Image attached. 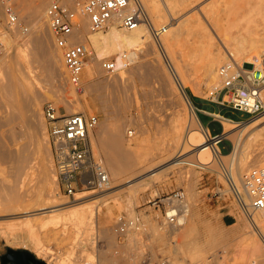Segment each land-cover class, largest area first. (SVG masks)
<instances>
[{"label":"rangeland","instance_id":"1","mask_svg":"<svg viewBox=\"0 0 264 264\" xmlns=\"http://www.w3.org/2000/svg\"><path fill=\"white\" fill-rule=\"evenodd\" d=\"M82 1L84 0H77V3H80ZM158 1H160L161 4L163 3V6L161 4L160 5L163 9L167 10H164V12L167 13L165 18H158L155 20L158 22L155 24L157 28L166 26L168 22H171L175 25H179L182 22H185V28L179 35L178 42L174 43L172 52L173 62H175L181 70L185 69L184 65L182 64L185 60L184 57H186L187 54H191L187 53V51L192 48H199L202 42L204 43L205 41H207V37L205 36L208 33H211L213 35L217 43H221L214 27L211 25L208 17L206 16V11L209 9V6L211 4L216 3L219 5L221 4L220 2H223L224 0H171L172 3L176 2V4H174V6H176L174 7L175 9H169L168 7L165 8L166 5L164 3V0ZM3 2L7 5H11L12 9L17 12L21 21V23H19L21 33L10 34L8 37L10 42L7 47V49L9 50L8 59L10 58L12 60L14 57L13 55H15L16 51L23 49L24 46L27 45L28 40L31 38L30 31H32L33 29L37 30V25L42 23V20L43 22L45 21L46 17H41L40 14H42L43 11L42 13H39L38 7H40L39 5H41L42 7L45 3H47L48 5L49 0H0V4ZM47 5H44V11L46 10ZM3 7H0V23L2 28L7 25H11L8 22L9 16L6 13V7H4V9ZM171 10H175L173 11L174 13ZM172 15L174 17H172ZM225 22H227L226 18L222 20V23ZM31 24L33 25L31 26ZM44 24L46 28H48L47 30L50 31L47 25L48 23ZM24 28H28V30L25 31ZM261 28L262 27L260 26L259 29ZM49 33H51V31ZM49 38V41H51L50 43L53 45V48L52 45H50V51L52 52L54 49H56L54 47L55 44L52 34H49ZM4 47L6 46L0 43V58L3 56L2 52ZM155 47L157 48L158 46L155 45ZM53 53H55V50L53 51ZM144 53L145 55H141L142 57L136 59V63L140 61H150L153 63L159 62L163 65V67H167V62L166 60H164V57L156 55L155 53L147 52L146 50ZM60 54H62L61 51ZM254 54H256L255 56L257 57L259 56L260 60H262L263 57L258 53L257 50H254L251 53L252 56ZM30 57V65L36 67V77L41 81L43 78H45L46 75L43 63L35 58V56L33 57V55H31ZM106 59H115V56H111ZM132 65L133 63L130 64V66ZM253 67L254 65L246 64L243 69L246 71H252L254 69ZM166 69L168 70V68ZM17 72L18 71H16L15 74ZM184 72L187 74L188 71L184 70L182 72L185 75V79L186 77L187 79H194H192V82L190 79L189 82L186 79L187 81L185 83V86L187 93L183 91L178 79H176V82L179 85L181 91L179 89L174 91V88H172V86L166 88L163 87V81L160 77L153 76L149 81H145L142 75L140 76L139 74L127 77L125 82H123V89L119 88L122 89L121 91L123 92L117 91V88L113 89H117L116 91H113L112 88H107L101 92L103 95L104 93L105 95L107 94L106 97L104 95L103 99L107 98V100L109 101L108 104L113 107L111 108L109 106L110 111L114 110L112 112L113 114L116 112V110L118 111L115 114L118 113L119 115L115 116L114 114V121H116L117 124L121 126V133H123L124 138L127 139L132 135L130 137V143L135 149L134 153L132 154L133 157H131V155L126 152L124 148L121 151L115 150L112 153L115 160L119 162L120 165L126 168L125 174H123L118 179H113L110 174V183L108 187L103 190H81L78 191L75 196H68L63 190H59L58 188L57 191H59L60 195H53V191L51 196H40L30 203H23L21 201L4 202L3 204L5 205L0 206V264H19L18 262L9 259L10 256H21L25 260L29 261V263L31 262V258H35L37 260L45 262V264H145L144 258L147 255L144 256V254L146 252H148V256L153 258L150 261L151 264L156 262L159 256L166 257L169 262L172 260L175 262L177 261L180 264H190L191 259L189 256H187V254L185 255L184 246H182V253H180V251L177 255L175 254V252H173L175 250L174 248L176 247L175 244L179 242H181L182 244L188 243L187 245L191 246L193 243H197L199 248L202 245L203 248L201 247V249L206 248L204 250L206 252L210 251V255L212 249L215 250L214 258L210 257V259L212 258L213 261L211 262L212 264H264V257L260 256V250L258 249L259 244L256 242V239L259 238L261 243H263L264 245V235L262 233L263 230L252 224L238 206L226 181V177L221 170V165H217L220 161L218 162L217 160L218 163L212 161L213 154L208 158V160H210L209 164L215 162V164L217 165L216 168L218 167V169H202L195 167V183L191 186L188 185L187 181L183 182L176 174L172 173L170 169L166 168L173 161V159L168 156L169 154L163 156V158H161V161L160 159H157L154 162H147L146 157L139 154L138 141L141 136V131H139V129L141 128L142 124H145L148 129L147 133L145 134L150 139V143L149 145H147V149H149L151 146L149 150L151 151L152 149L153 151V149L155 150V143H162L171 139L175 133V131L173 132L174 126L184 118L186 120L188 118L190 119V115H192L196 121V125H194L195 129H193V131L191 132V134H193L192 136L194 137L197 134L202 137L201 133L204 132V128H202L203 126L208 127L209 132L212 135L225 132V125L222 121H220V117L215 116L216 114H221L226 118H230L238 122L249 120L250 122H253L264 116L263 113L256 117H252L245 111L232 109L231 104L228 101L230 99V93H227V89L225 88L226 80L224 78L222 79V84H218L217 86V84H206V82H204V77L202 76V71L201 73L199 72V70L193 71V73H196L195 75L193 74L192 78L190 77V75L192 74L191 71L188 72L187 76ZM197 72L199 73L197 74ZM110 74L112 75L114 74V72L107 74L105 72V74H102V77ZM2 75L4 76V74ZM16 75L19 76V72ZM65 76L67 77V74ZM94 76V80H100L102 78H98V71ZM91 77L92 76H89L86 68L84 67V83L88 84ZM199 77L200 79H196ZM201 78L203 80H201ZM166 79L167 78L164 75V80ZM196 80H199L200 82ZM43 81L44 80H42L41 83L45 86L46 83ZM65 83H67L66 86H69V89H71V84L66 80ZM204 83L206 85H204ZM193 89L196 92L198 89L200 93L197 94L195 91H193ZM32 90L34 94L35 89L33 88ZM20 95L22 96V94H19V98ZM80 95L82 96V94ZM92 95H87L86 98L82 99V108L84 109V112L96 113L99 116V124L93 133V138H96L98 140V146L100 148V151L98 152L100 153L105 163V160H107V154L104 143L102 141L99 142L98 135H100V129H109L110 122L106 120V118H108V112L103 108L100 100L98 98L96 99L97 94ZM189 97L192 103L195 105V110L197 113L190 109ZM109 98L111 99V101L113 99L114 103L110 102ZM21 101H23V99H21ZM20 102L18 105L21 108L24 102L22 104ZM46 102H52L56 107H59L62 112H68L66 105L64 103H57L55 98L51 97L49 100H45L44 102H42L41 106L39 104L38 107H36V109L41 108L39 109L41 111H37L36 113L39 114L36 115L38 130L40 129L39 126L41 127L40 121H42V118H44L43 120L46 123L43 112V107ZM123 103H125L126 105L123 106ZM7 105V102L0 97V119H5L4 124L0 126V139L3 144L6 147L12 149L20 147V145L28 139L26 140V138L24 137H15V140L13 135L14 131L20 128H24V125H28L30 127V130L32 131L30 137V150H32L33 153L31 154V158H35L37 162L40 159L48 160V151L45 147V140L43 137L44 130L41 132L42 129H40L39 133H42L41 135L37 133V129V132L35 131L34 126L31 124V120L33 118L32 116L34 113L33 110L30 109L32 111H27L30 107H28V109L22 107L20 111L23 115L18 118L19 115L15 114L17 111L9 106L7 107L9 109H7ZM12 114H15V118L18 119H16L15 121H8L7 118H13ZM199 114H202V116L204 117H213L214 120L210 118H203V121L206 124L204 125L202 120V123L199 121ZM109 116H111V114ZM123 121L126 123V128L128 130H130L131 132L135 131L133 132L134 135L133 133H128L126 129V131L122 129L123 124L125 125ZM188 122L186 124H188ZM256 125L257 126L251 129L253 132H259L257 133L259 136L257 144H259L260 146L258 145L256 148H254L256 146V144H254L255 146H251V149L253 148V150H261L264 148V136L263 134L261 135V133H264V119L259 121ZM237 129L238 128H234V130H232L235 131ZM232 130L229 133L233 132ZM260 130H262V132ZM194 131L196 132L193 133ZM46 134L48 136L47 128ZM260 137L262 138V140L259 139ZM48 140L49 136L47 141ZM260 143H262L263 145ZM191 145L192 144L189 145V149L187 148V153L180 157V159L197 151L191 149V147L193 146ZM217 145L218 150L221 153H229L233 148L232 141L228 138H224ZM155 162H159L154 166L155 170L163 169L162 177L160 178L159 182H157L154 186L151 185L145 189H137L138 187L135 188L134 185L132 186V184L138 182L139 180H142L150 174L149 170L151 168L149 167V165ZM10 166L11 162L9 160L0 159V170L3 169L6 171V173L3 175H1L0 171L1 176L6 175V181H0V183L2 184H0V186L4 188L3 189L1 187V189L3 190H5V187L8 184L13 185L15 181V178L10 173L8 174ZM187 167L191 166L187 165ZM244 172L245 171H243V174ZM157 187H163L166 191L181 188L185 191L187 199H189V202H191L190 204H192L193 202V200H191V194H194L196 196L195 199H197L198 203L200 202L197 208L193 207V209L195 208V210L198 212L197 228L193 232H190L188 236L184 235L185 237H183V235H178L176 237L170 236L169 240L171 238V242L167 243L166 246L163 245L159 239H154V234L152 236V234L150 233L152 231H150L149 226L146 224V216L151 217L152 221L154 220V222H156V220L159 221L158 217L161 219L160 212L153 208H150L149 211H146L148 207L143 206L144 201L147 198L152 197ZM135 189L136 191H134ZM3 190L2 194H4ZM195 193H197L198 195H196ZM134 194H137V196L135 197ZM77 197L82 198L76 201ZM79 201L84 204L72 209L66 208L54 212H48L46 214L39 213L27 217H10L11 215H9L11 211L20 212L23 209H35L37 207L39 208V206L41 205L50 206L54 203L59 202H66V205H69ZM131 203H133V205ZM130 208H132V210ZM78 209H84L86 214H91L92 216V222H90L89 220L90 215L89 217H86L87 219H85V221H89H86V223L82 225L84 226L85 224H87L85 225L86 227L81 228V231H76V227L73 226V211H76ZM131 212H134L132 214H137V217L140 218V221L143 224L142 226L140 225L141 231L133 229L129 230L127 234L125 233L119 235L118 225L116 224L118 221V217L122 214L130 217ZM64 217H67V219H65ZM69 218H72L73 221L71 222ZM249 230H252L256 237L252 233L250 234L249 232H247ZM173 245L175 247H173Z\"/></svg>","mask_w":264,"mask_h":264},{"label":"bare ground","instance_id":"2","mask_svg":"<svg viewBox=\"0 0 264 264\" xmlns=\"http://www.w3.org/2000/svg\"><path fill=\"white\" fill-rule=\"evenodd\" d=\"M141 1L144 7L146 6L145 7L146 17L144 18V21L136 29H125L120 27L119 19L115 18L113 22H111V24L106 29L98 32H92L89 30L88 27L89 24L88 19H85L82 28L80 30H77L72 36L71 38L72 42L85 44V46L89 51L84 64L87 73L89 74V76L92 77L89 79L88 84L84 83L85 87L82 93H77L72 85H71V89H69V86L68 87L66 86L67 83H65V80L68 81V78L65 76L67 73L64 66L62 54H60L61 50L58 49L56 46H54L56 48L54 49L55 53H53L54 51L53 49L52 52L50 51L51 50L50 45L52 44L50 43L51 41H49L50 39L49 34L51 33H49L50 31L47 30L48 28H46L44 24L47 23V20L45 18H44L45 19L44 22L42 20V18L45 17V11H46L43 10L45 8L44 5L45 4L47 5V3H45L42 7L41 5H39L40 7L37 6L39 8V9L37 8L39 13H42L43 11V13L40 14L42 17L41 18L42 23L37 25L36 28L37 30L33 29L34 31L33 30L30 31L31 38L28 40L27 45L24 46L23 49L16 51L15 55H13L14 57L12 60L10 58L8 59L9 50L7 49V47L10 44L8 37L10 34L21 33L20 28L18 24L9 25V26L7 25L2 28L0 23V43L6 46L3 48V52H2L3 56L0 58V97L7 102L8 105L6 106V108L9 106L14 110H16L17 112L15 114H18L19 116L18 115L17 116L19 118L21 115H23L20 111L21 108L24 107L28 109V107H30L29 110L27 111L33 110L34 112L32 116L34 119L31 117L32 118L31 124L34 126V129L37 132L38 122L36 119L37 118L36 115L39 114L36 113L37 111L40 112L41 110L39 109L41 108L36 109V107H38L39 104L41 106L42 102H44L45 100H49L51 97L55 98L57 103H64L66 105V108L69 113L80 112V111L84 112V109L82 108L83 106L82 99L86 98L87 95L97 94L96 99L98 98L100 100L101 104L103 105V108L108 112V118H106V120L110 122L109 129L108 130L100 129V135H98V137H99V142L102 141L104 143L107 154V160H105L104 164L106 166L109 175L111 174V177L113 179L120 178L126 172V168L120 165L119 162H117L113 157L112 154L113 151L115 150L121 151L124 148L125 151L128 152L131 155V157H133L132 154L134 153L135 149L133 145L130 143L131 140L130 137L132 135L127 139L124 138L123 133H121V126H119L117 122L114 121L115 116L119 114L118 113L115 114L116 112H118L116 110L114 116V114L112 113L114 110L110 111L109 109L110 105L108 104L109 101L107 100V98L103 99L105 93L104 95L101 93L102 91H104V89L112 88L113 90L114 88H117L118 89V90L116 89L117 91H121L123 89L122 87H124L123 82H125L128 76L139 74L140 76L142 75L145 81H149L153 76L160 77L162 78L163 81V87L166 88L172 86V88H174L173 89L174 91L177 89L180 90V87L176 82L177 81L176 79H178V81H180V85L182 86L183 91L187 93L185 83L187 80L189 82L190 78L187 79L186 77L187 80L185 79V75L182 73L184 70L188 72L190 71L192 72V74L190 73L191 78L193 74L195 75L196 73V72L193 73V71L199 70L200 73L202 71V76L204 77L205 80L204 82H206V84L211 83V84H217L218 86V84L219 85L222 84V79L224 78L227 81L226 85L231 86L232 82H230L229 79L233 78V75L236 73V68L239 62L241 67H244L246 64L254 65L253 67L254 69L252 68L253 69L252 72L254 74H256L255 73L256 70H258L264 64V0H224L223 2H220L221 4L219 5L216 3L211 4L209 6V9L206 11V16L208 17V20L211 23V25L214 27L216 34L218 35L221 43L220 44L217 43L213 35L211 33H208L205 36L207 37V41H205L204 43L202 42L200 47L196 46L199 48L196 49L192 48L193 50L190 49L189 51H187V53H191V54L190 55L187 54L186 57H184L185 60L183 59L184 62L182 64L184 65L185 68L184 70L182 69L183 71L179 68V66H177L175 62H173L172 52H173L174 43L178 42V37L181 34L182 30H184L185 28L184 27L185 22H182L179 25H175L172 24L171 22H168L166 26L157 28L155 24L158 22L155 20L158 18H165L167 13L164 12V10L166 9H163L161 7V5L163 6V3L161 4L160 1L158 0H141ZM172 1L164 0V3L166 5L165 8L168 7L169 9H173L174 7H176L174 6L176 2L172 3ZM6 5L7 4L3 2L0 4V7L1 6L5 7ZM132 7L133 5H131L129 10H131ZM172 17L174 16L172 15ZM225 18L227 19V22L222 23V20H224ZM32 25L33 24H31V26ZM151 26L152 28H156L157 30L161 31L160 38L158 41L159 43L156 41L154 37ZM260 26L262 27L261 29H259ZM155 45L158 46L157 47L158 49L155 47ZM145 50L147 52L155 53L156 55H160L164 57L165 58L164 60H166L167 62L166 68H168V70L165 67H163V65L159 62L153 63L150 61L149 62L140 61L136 63L135 62L136 59L142 57L141 55H145L144 53ZM254 50H257L258 53L263 57L262 60H260L259 56L258 57L255 56L256 54H254L253 56L251 55V53ZM31 55H33V57L35 56V58H37L43 63V66L46 71V75L45 78H43L42 80H44L43 82L46 83V84L44 83L45 86L42 85L41 83L42 80L40 81V79L36 77L35 74L36 67L30 65ZM125 55L130 58L131 64L133 63L132 66L125 64L124 61ZM111 56H115V59L117 60V71L114 72V74L112 75L110 74V75H106L105 77H102V74H105L102 68V62L104 59ZM164 69H166L167 71ZM16 71L19 72L20 74L19 76L16 75L18 72L15 74ZM97 71L99 72L98 78L102 77L101 79L99 78L100 80L98 79L94 80L95 78L94 75ZM199 72H197V74ZM2 74H4V76ZM164 75L167 78L166 80H164ZM192 79H190L191 82L194 80ZM196 79H200V77ZM201 80L203 79L201 78ZM206 84L204 83V85ZM33 88L35 89L34 94L32 90ZM193 91L195 90L193 89ZM196 93L197 94L200 93L198 89ZM258 93L260 94V97L264 100V86L260 88ZM19 94H22V96L20 95V98H19ZM80 94H82V96ZM101 94L103 95V97ZM19 99L20 101L21 99H23V101L20 102ZM19 102L21 104L24 102L21 108L18 105ZM110 102H113V99L112 101L110 99ZM125 103H123V106L126 105ZM189 103H190L189 104L190 109L196 112L195 105L192 103L190 97H189ZM15 114H12L13 118H7V120L15 121L16 119H18L15 118L16 117ZM110 114L111 116H109ZM199 116H200L199 121L201 122L202 120L203 124L206 125L203 121V118H208V117L207 116L204 117L202 116V114H199ZM215 116L220 117L219 118L220 121H222L223 124L225 125L224 136L232 141L233 148L229 153H225V152L221 153L218 150V145L216 144L215 140L210 139L211 138L210 135L212 136V134H210L208 127H204L203 124H202L203 126L202 128H204L203 129L204 132L201 133L202 137H200L197 133H196L197 135L195 134L196 135L195 137L192 136L193 134H191V132L193 131V129H195L194 125H196L195 124L196 121L194 117L190 115V119L188 118L189 122L188 119L186 120L183 117L184 119H182L179 123H177L174 126L173 132L175 131V133L171 139L162 143H155L154 145L155 150L153 149V151L152 149L151 151L149 150L151 146L150 148L148 147L149 149H147V145H149L150 139L145 135L148 130L147 126L145 124H142L141 128L139 129V131H141V136L138 141L139 154L141 156H145L147 162H154L157 159L158 160L160 159L161 161V158H163V156L169 154L168 156L171 157L173 161L166 168L170 169L171 172L176 174L183 182L187 181L188 185L190 186L195 183V178H196L195 167L202 169L205 168L218 169V167L216 168V166L221 165V170L222 171H224V169L227 170L229 174L233 177L237 185L241 187L243 184L242 182V178L244 175L243 171L246 172L249 169H251V167L264 165V148L261 150H257V149L253 150V148L251 149V146H255L254 144H256L254 148H256L259 145L257 144V140L259 137L257 133L259 132L255 131L256 132L255 133L252 131L251 128L257 126L256 124L262 119H264V116L260 117L259 119L253 122H250V120L238 122L235 120H231L230 118H226L221 114L220 115L216 114ZM43 119L44 118H42V121H40L41 123L39 122L41 125V127L39 126V128L42 129L41 132L44 130L43 137L45 140V147L48 151V160L47 159L39 160L37 158L39 160L37 162L35 158H31V154L33 153V151L30 150V146H31L30 137L32 131L30 130V127L28 125H24L23 126L24 128H20L14 131L13 134L14 139L15 137L16 138L24 137L26 138V140L28 139L27 141H24V143H22L20 147L16 149L6 147L0 139V159L9 160L11 162V166L8 170V174L10 173L15 178L13 185L10 184L7 185L6 184L7 182L5 183L7 185L5 187L6 191L3 190L4 188L2 186H0V206L5 205L3 204L4 202L21 201L23 203L24 202L30 203L40 196L41 197L51 196L53 191H54L53 195H60L59 191H57L59 186L58 183L56 182L57 179L54 173V168H53L54 163L51 157L52 153L47 141L48 139V136L46 134L47 126ZM210 119H213V117ZM4 121L5 119L3 120L2 118L0 119V126L4 124ZM187 122L188 124H186ZM123 123L125 122L123 121ZM126 127L127 126L125 123V125L123 124L122 129L124 131L127 130L128 133L135 132V131L131 132ZM234 128H238V129L233 131ZM40 129L38 130L37 133L40 132ZM231 130L233 132L229 133ZM260 131L262 132V130ZM195 132L196 131H194L193 133ZM39 134L42 135V133ZM262 134L264 136V133H261V135ZM261 137L259 139L262 140L263 137L262 138ZM92 141L95 151L99 153L98 151H100V148L98 146V140L92 137ZM190 144L193 145V146L191 145L192 147L190 146L191 149L197 151L193 154H190L180 159V157H182L187 153L188 151L187 148L189 149ZM212 154H213L212 161L217 162L218 160V162L220 161L219 164L216 165L215 162L209 164L210 160H208V158ZM158 163L159 162L150 164L149 165V167L151 168L149 170L150 174L147 177L143 178L142 180H139L138 182L132 184V186L134 185L135 188L138 187L137 189L139 188L145 189L151 185L154 186L157 182H159L160 178L162 177L163 169L155 170L154 166ZM187 165H190L191 167H187ZM0 171H1V175L6 173V171L3 169H1ZM1 175L0 177L2 178H0V181L2 182L6 181L5 178L6 175L5 176H1ZM1 187L3 189H1ZM2 190L4 194H2ZM134 191H136V189ZM137 194H134L135 197L137 196ZM195 194L198 195L197 193ZM80 198L82 197H77L76 201L80 200ZM195 198L196 196L194 194L193 195L191 194V200H193V202L192 204H190L191 202H189L190 204L189 216L182 225L164 226L161 223V219L159 217H158L159 221L156 220V222H154V220L152 221L151 217L146 216L147 218L146 224L149 226L150 231H152L150 232L152 236L154 234L155 236L154 239L155 238L159 239L160 242L166 246L167 243L171 242L170 241L171 238L169 240L170 236L176 237L178 235L180 236L183 235V237H185L188 236L190 232H193L198 225L197 224L198 212L195 210V208L193 209V207L197 208L198 204L200 203V202L198 203L197 199ZM245 200L248 201V198H245ZM188 201L190 200L188 199ZM82 204L84 203H82L81 201L74 202L69 205H66V202H59V203H54L53 205L50 206L41 205L39 206V208L37 207L35 209H28V208L23 209L20 212L11 211L10 214L9 213L8 214L11 215L10 217L13 216L27 217L39 213L46 214L48 212H54L66 208L72 209V208H76L77 206H82ZM131 204L133 205V203ZM130 209L132 210V208ZM132 213L134 212H131L130 217L136 218L137 214L133 215ZM89 215H90L89 220L90 222H92L91 214H86L84 209H78L76 211H73L74 221L72 220V218L69 219L71 222L72 221L74 222L75 225L73 224V226L76 227L77 229V230L75 229L76 231H81V228L86 227L85 225L87 224H85L84 226L82 225L86 223V221H89V220L85 221V219H87L86 217H89ZM254 216H255L254 217L255 225L259 227V229L263 230L262 233L264 235V223H263L264 211L262 213L255 214ZM65 219H67V217ZM140 225L141 226L143 225L141 221H140ZM133 229L134 227H132L129 230H133ZM129 230L127 232H129ZM139 230L141 231V229ZM247 232H249L250 234L252 233L256 237V235L253 233L252 230H249ZM256 242L259 244L258 249L260 250V256L264 257L263 243H261L259 238L256 239ZM185 244H182L181 242L176 243L175 244L176 247L173 245V247H175L174 248L175 250L173 252H175V254L177 255L179 254L180 251H181L180 253H182V246H184L185 255L187 254V256H189L191 259L190 264H202V263L210 264L211 262H213L212 258H214L215 256V250L212 249L210 255V251L206 252L204 250L206 248L201 249V247L203 248L202 245L199 248L197 243L196 244L193 243L192 246L187 245L188 243L186 244L187 246ZM168 246H172V245H168ZM210 257L212 258L210 259ZM169 263L180 264L177 261L175 262L172 260Z\"/></svg>","mask_w":264,"mask_h":264},{"label":"built area","instance_id":"3","mask_svg":"<svg viewBox=\"0 0 264 264\" xmlns=\"http://www.w3.org/2000/svg\"><path fill=\"white\" fill-rule=\"evenodd\" d=\"M131 5L133 7L129 10ZM5 7L9 24L19 25L21 21L17 12L11 5ZM45 17L54 44L62 52L68 81L77 93H82L85 87L83 70L88 50L85 44L72 42L71 38L82 28L84 20L88 19V27L92 32L106 29L115 18L119 19L120 27L136 29L144 21L146 10L141 0H84L80 3L75 0H49ZM24 30L27 31L28 28ZM152 32L158 42L161 31L152 28ZM124 61L126 65L131 64L126 55ZM102 68L106 73L115 72L117 60L104 59ZM252 71H246L238 64L236 73L229 79L232 85L225 84V88L230 93L228 101L232 109L245 111L256 117L264 113V100L258 93L264 85V64L256 70V74ZM43 112L59 190H63L68 196H75L81 190L107 188L110 175L92 141L99 124V116L83 111L62 112L52 102L44 104ZM210 137L216 144L226 138L224 132ZM223 172L238 206L255 225L254 215L264 211V165L246 171L241 187L227 170L224 169ZM143 206L148 207L146 211L150 208L159 211L164 226L182 225L190 212L187 195L181 188L166 191L163 187H157L153 196L144 201ZM116 224L119 235L127 233L132 227L141 229L139 217L122 214ZM144 256V263L151 264L153 258L148 256V252ZM153 264H169V261L166 257L159 256Z\"/></svg>","mask_w":264,"mask_h":264},{"label":"water","instance_id":"4","mask_svg":"<svg viewBox=\"0 0 264 264\" xmlns=\"http://www.w3.org/2000/svg\"><path fill=\"white\" fill-rule=\"evenodd\" d=\"M9 259L18 262L19 264H30V263H33V264H45V262H43L41 260H37L35 258H31L30 259L31 262L29 263V261L25 260L21 256H10Z\"/></svg>","mask_w":264,"mask_h":264},{"label":"crops","instance_id":"5","mask_svg":"<svg viewBox=\"0 0 264 264\" xmlns=\"http://www.w3.org/2000/svg\"><path fill=\"white\" fill-rule=\"evenodd\" d=\"M208 118H212V117H210V116H207ZM214 135V134H213Z\"/></svg>","mask_w":264,"mask_h":264},{"label":"flooded vegetation","instance_id":"6","mask_svg":"<svg viewBox=\"0 0 264 264\" xmlns=\"http://www.w3.org/2000/svg\"><path fill=\"white\" fill-rule=\"evenodd\" d=\"M30 264H33V263H30Z\"/></svg>","mask_w":264,"mask_h":264}]
</instances>
